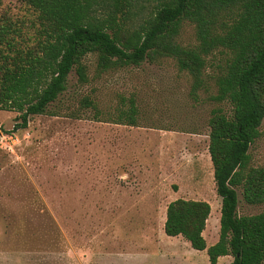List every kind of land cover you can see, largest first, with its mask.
<instances>
[{
  "label": "rangeland",
  "instance_id": "374dc122",
  "mask_svg": "<svg viewBox=\"0 0 264 264\" xmlns=\"http://www.w3.org/2000/svg\"><path fill=\"white\" fill-rule=\"evenodd\" d=\"M1 11L32 32L33 15L19 0H2ZM179 39L195 43L191 25ZM219 58H212L210 74ZM86 63L89 82L69 75L53 106L58 116H33L16 129L17 113L0 111V264H209L206 251L168 237L163 227L170 202L205 201L211 211L203 237L207 247L217 242L221 199L208 120L213 108L229 106L213 103L205 91L193 99L189 76L170 59L99 78L95 58ZM84 97L103 122L80 106ZM130 98L138 126L105 122L127 110ZM249 153L251 165L264 168V133ZM237 196L238 215L264 212V203L246 204L240 189ZM231 261L225 256L217 264Z\"/></svg>",
  "mask_w": 264,
  "mask_h": 264
},
{
  "label": "trees",
  "instance_id": "16d2710c",
  "mask_svg": "<svg viewBox=\"0 0 264 264\" xmlns=\"http://www.w3.org/2000/svg\"><path fill=\"white\" fill-rule=\"evenodd\" d=\"M19 1L33 15L32 32L6 16L0 0V111L17 113L15 128H26L33 116H58L53 106L69 75L89 82V57L95 58L94 78L172 60L189 76L193 99L205 91L229 111L215 107L208 120V153L221 199L217 242L207 247L203 237L211 211L205 201L170 202L164 233L206 251L209 264L225 256L232 257L229 264H263L264 212L238 215L237 189L246 204L264 203V168L252 166L249 153L264 133V0H149L142 11L141 0ZM185 24L193 28V45L180 42ZM80 106L94 109L103 122L88 97ZM105 122L138 126L134 100Z\"/></svg>",
  "mask_w": 264,
  "mask_h": 264
},
{
  "label": "crops",
  "instance_id": "0c3cea01",
  "mask_svg": "<svg viewBox=\"0 0 264 264\" xmlns=\"http://www.w3.org/2000/svg\"><path fill=\"white\" fill-rule=\"evenodd\" d=\"M213 169V168H212Z\"/></svg>",
  "mask_w": 264,
  "mask_h": 264
}]
</instances>
